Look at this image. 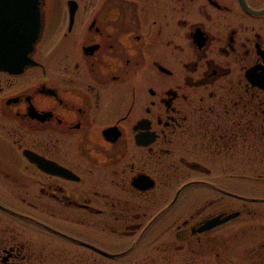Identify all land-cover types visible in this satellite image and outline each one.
<instances>
[{
  "label": "flooded vegetation",
  "instance_id": "obj_1",
  "mask_svg": "<svg viewBox=\"0 0 264 264\" xmlns=\"http://www.w3.org/2000/svg\"><path fill=\"white\" fill-rule=\"evenodd\" d=\"M37 7L0 69V264H264V0Z\"/></svg>",
  "mask_w": 264,
  "mask_h": 264
},
{
  "label": "water",
  "instance_id": "obj_2",
  "mask_svg": "<svg viewBox=\"0 0 264 264\" xmlns=\"http://www.w3.org/2000/svg\"><path fill=\"white\" fill-rule=\"evenodd\" d=\"M38 0H0V69L18 72L29 64L38 28ZM220 222V221H219Z\"/></svg>",
  "mask_w": 264,
  "mask_h": 264
},
{
  "label": "rangeland",
  "instance_id": "obj_3",
  "mask_svg": "<svg viewBox=\"0 0 264 264\" xmlns=\"http://www.w3.org/2000/svg\"><path fill=\"white\" fill-rule=\"evenodd\" d=\"M244 184H245V188L248 187V188H250V191H255V192L257 191L256 189H260V188L262 189V188H264V187H262V185H260V186H259V185L256 186V184L253 185V184H252V181H244ZM247 185H248V186H247ZM259 187H260V188H259ZM245 188H244V189H245ZM251 189H253V190H251ZM261 189H260V190H261ZM250 191H249V192H250ZM258 191H259V190H258ZM246 192H248V191H246ZM260 192H262V190H261ZM249 194H250V193H249ZM254 206H256V208L259 207L257 204H254ZM248 226H250V225H248ZM248 226H247V227H248Z\"/></svg>",
  "mask_w": 264,
  "mask_h": 264
}]
</instances>
